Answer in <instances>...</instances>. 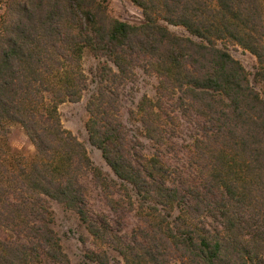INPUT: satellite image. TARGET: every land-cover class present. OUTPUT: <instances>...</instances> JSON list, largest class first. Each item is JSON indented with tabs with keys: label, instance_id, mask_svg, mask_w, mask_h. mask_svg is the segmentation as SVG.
<instances>
[{
	"label": "trees",
	"instance_id": "obj_1",
	"mask_svg": "<svg viewBox=\"0 0 264 264\" xmlns=\"http://www.w3.org/2000/svg\"><path fill=\"white\" fill-rule=\"evenodd\" d=\"M130 1L139 23L112 16L108 0L5 1L0 264H72L49 200L77 215L95 247L85 256L96 264H109L102 246L124 264H264V0ZM219 42L255 57L252 78ZM86 53L98 64L85 129L113 176L94 165L58 112L88 87ZM137 69L156 79L153 97L142 95L129 113L150 149L121 118L120 89ZM179 119L192 132L172 162L164 146ZM11 125L31 155L11 148ZM87 177L115 212L124 207L140 220L130 237L91 214Z\"/></svg>",
	"mask_w": 264,
	"mask_h": 264
},
{
	"label": "rangeland",
	"instance_id": "obj_2",
	"mask_svg": "<svg viewBox=\"0 0 264 264\" xmlns=\"http://www.w3.org/2000/svg\"><path fill=\"white\" fill-rule=\"evenodd\" d=\"M5 1L0 0V15L5 8ZM110 14L129 23H139L142 20V14L139 7L134 5L130 0H108ZM169 28L179 34L187 35V32L179 26L168 25ZM219 46H224L218 43ZM227 51L237 60H239L250 78L256 68V59L248 51L243 50L235 44H226ZM98 64V60L89 55L84 54L82 59V67L89 79L88 87L83 91L81 98L77 102L65 101L58 106L61 124L64 128L71 131L79 141H81L91 158L94 165L102 169L103 172L113 176L109 167L103 160L100 151L92 146L87 137L85 129V121L88 117L86 111V102L90 94L95 89V83L92 81V73ZM156 79L154 76L136 70V75L132 81L121 87L120 105L121 118L123 124L128 128L129 133L138 141V145L144 149H150V142L146 141L142 135L139 124L130 118V111L135 109V105L142 95L153 97ZM191 125L184 119L176 122V131L170 136L164 146L165 158L174 162L175 157H180L182 151L185 150L189 137L191 135ZM9 144L12 149L21 152L25 156L33 153L34 147L28 140L21 128L17 125H11L9 131ZM177 157V159H178ZM88 194L91 214L95 216L105 215L109 220L114 231H117L123 237H130L131 233L140 225V220L132 211H126L123 207L115 212L106 202L102 190L93 185L90 178L83 180ZM120 196L116 194L115 198ZM122 198V196H121ZM124 198V197H123ZM49 206L53 213L52 227L58 233L64 251L69 256L72 264H96L89 261L85 254L88 249H94L91 235L87 232L84 225L81 224L77 215L73 211L66 209L62 204L53 200H49ZM109 257V264H124L121 257L107 246H102Z\"/></svg>",
	"mask_w": 264,
	"mask_h": 264
}]
</instances>
